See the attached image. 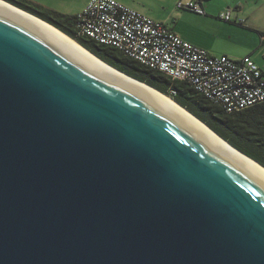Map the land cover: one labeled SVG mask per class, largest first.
Returning <instances> with one entry per match:
<instances>
[{"label":"water","instance_id":"1","mask_svg":"<svg viewBox=\"0 0 264 264\" xmlns=\"http://www.w3.org/2000/svg\"><path fill=\"white\" fill-rule=\"evenodd\" d=\"M7 3L0 264H264V177Z\"/></svg>","mask_w":264,"mask_h":264},{"label":"built area","instance_id":"2","mask_svg":"<svg viewBox=\"0 0 264 264\" xmlns=\"http://www.w3.org/2000/svg\"><path fill=\"white\" fill-rule=\"evenodd\" d=\"M207 1H179L177 8L206 15ZM78 19L82 35L113 46L173 80L188 82L227 112L264 102V69L250 56L233 59L227 55H212L182 39L165 23L118 0H91L78 14ZM219 19L240 25L246 23L245 19H235L231 10L220 13Z\"/></svg>","mask_w":264,"mask_h":264},{"label":"trees","instance_id":"3","mask_svg":"<svg viewBox=\"0 0 264 264\" xmlns=\"http://www.w3.org/2000/svg\"><path fill=\"white\" fill-rule=\"evenodd\" d=\"M6 1L54 25L111 66L169 95L235 148L264 166V102L241 111L227 112L222 105L197 92L188 82L173 80L113 46L82 35L78 15L61 13L31 0ZM173 90L176 94H172Z\"/></svg>","mask_w":264,"mask_h":264},{"label":"rangeland","instance_id":"4","mask_svg":"<svg viewBox=\"0 0 264 264\" xmlns=\"http://www.w3.org/2000/svg\"><path fill=\"white\" fill-rule=\"evenodd\" d=\"M85 1L86 0L71 1L70 10L73 13L76 12L77 9L81 8L84 5ZM127 1L131 2L133 0ZM134 1H136L138 5H140V7L144 5L146 8H155V10L158 11H164L162 8H167V6H169V9H166V12H168L170 9H172V11H175L176 14H174V18L177 20L179 19L178 12L185 11L198 15L199 17V14H196L195 12L178 9L177 4L181 0ZM160 2H162L163 4H161ZM173 8H175L177 11ZM141 10L142 9H140V11ZM208 10L211 11V15L213 16H215L216 12H225L231 10L234 18L235 16H240L242 17V19L246 20V24H244L246 26L240 25L237 22H235V24L234 21H232L231 23H227L226 21L224 22L223 20H220L217 17L213 18L215 22H213L212 25L209 26H207L206 24H200V21L198 20H190V24H193L195 28L201 29L203 31L201 38V36H199L194 30V34L197 40H199L200 42L204 41L205 43H208V45L212 47L213 54H225L234 59L243 58L248 55V52H250L251 49L253 50L257 48L255 49L254 56L258 59L261 64H264V44H262L259 39V36L262 31L260 29H247V21L248 24L251 25L249 23L251 18L257 23L260 28L264 29V0H212L209 2ZM142 12L144 13L145 11ZM221 21L223 22V25H227V27L219 25ZM165 24L169 25L167 22H165Z\"/></svg>","mask_w":264,"mask_h":264},{"label":"crops","instance_id":"5","mask_svg":"<svg viewBox=\"0 0 264 264\" xmlns=\"http://www.w3.org/2000/svg\"><path fill=\"white\" fill-rule=\"evenodd\" d=\"M31 1L38 3V4H41L45 7L51 8V9L58 11V12H61V13L63 12V13H70V14L78 15L81 12H83V10L87 7V5L89 4V2L91 0H86L84 5L81 8L77 9L76 12H74V13L70 10L71 1H73V0H31ZM118 1L123 3L124 5L132 8V9L137 10L138 12L143 13L142 11H145L143 14L146 13L145 15H147V16H149V17H151L157 21H161L163 23L167 22L169 25H167V24L166 25L172 31H174L178 36H180L182 39H184V40H186V41H188V42H190V43H192L198 47H201V48L207 50L210 54L215 55V56L225 55V54H221V55L213 54L212 53L213 52L212 47H210L208 45V43H205L204 41L200 42L199 40H197L194 33L197 32V34L199 36H201V38H202L203 31L201 29L195 28L193 24L189 23L190 20H198V21H200V24H202V25L206 24L207 26H209V25H212L213 22H215V20L213 18L217 17L219 19V15L223 11L216 12L215 16H213V15H211V11L208 10L209 2L212 0H208L207 4H205V10H206L207 15H199V17H198V15H195L193 13H189L186 11L185 12H178V14H179L178 20L174 18V14H176L175 11H172V9H170L168 12H166V9H169L168 8L169 6H167V8L163 7L162 9L164 11H161V10L158 11V10H155V8H146L144 5L142 7H140V5H138V3L134 0L131 2L127 1V0H118ZM219 1H221V0H219ZM160 3L163 4L162 2H160ZM140 9H142V10L140 11ZM173 9L176 10L175 8H173ZM238 18H242V17L235 16V19H238ZM249 23L251 25H249L248 21H247V25H248L247 29H250V30L251 29H260L262 31L260 36H259V39L262 42V44H264V29L260 28L252 18H251ZM219 25L227 27V25H223L222 21L219 23ZM244 26H246V25H244ZM230 28H233V27H230ZM194 30H195V32H194ZM255 49H257V48H255ZM255 49H253V50L251 49V51L248 52V55H246V56H251L253 58V60L262 69H264V64H261L258 61V59L254 56ZM237 59H241V58H237Z\"/></svg>","mask_w":264,"mask_h":264},{"label":"bare ground","instance_id":"6","mask_svg":"<svg viewBox=\"0 0 264 264\" xmlns=\"http://www.w3.org/2000/svg\"><path fill=\"white\" fill-rule=\"evenodd\" d=\"M1 1H3V0H0V2ZM6 5L10 6L11 8L14 7V5H12L10 3H7ZM17 10L20 13H22V15L28 16L31 19H33V20H29V19H27V18L24 17V19H26L30 23L34 22V23H39L40 25H47L46 23L42 22L41 20H38L37 18L31 16L30 14L22 11V9L20 10V8H17ZM38 27H41V26H38ZM47 27H49V25ZM48 29L49 30H46V31H48L49 33H51L54 36H56L57 38H59L61 41H63L64 43H66L68 46H70L75 51H77L78 53H80L81 55H83L84 57H86L87 59H89L90 61L94 62L95 64H97L101 68L106 69V70L110 69V71H112V73H114L118 77L119 76L121 77L122 75H123L122 77H128V76H126V75H124L122 73L121 74H118L115 70H111L112 68L109 67L105 62H103L102 59H100L99 57H97L95 54H93L88 49L84 48V46H82L75 39H71L72 37H68L65 34L61 33L60 31H58V30H56L54 28H48ZM126 79H128V78H126ZM128 81H132V80L128 79ZM137 85H139V84H137ZM142 87H143L142 89H144L145 91H147V92H149V93L157 96L159 99H161L166 104H168L169 106H171L173 109H175L176 111H178L180 114H182L183 116H185L192 123H194L201 130H203L208 136H210L218 145H220L222 148H224L225 150H227L228 152H230L231 154H233L234 156H236L237 158H239L240 160H242L243 162H245L252 169H254L257 173H259L262 177H264V168L263 167H261L260 165H258L254 161H252L251 159H248L246 156H244L243 154H241L239 151H236L235 149H233L232 147H230L226 142L222 141V139H220L218 136H216L209 128L206 127V125H204L198 119H196L193 115H191L187 111V109H184L183 107H181V105H179L172 97H170L169 95H166L164 93H160L158 91H155V90H153L151 88H148V87H146V85H144Z\"/></svg>","mask_w":264,"mask_h":264}]
</instances>
